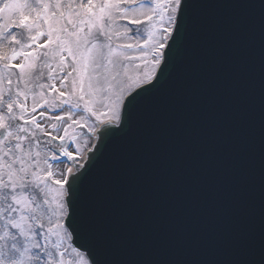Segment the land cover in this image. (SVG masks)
Instances as JSON below:
<instances>
[{"label":"snow or ice","instance_id":"snow-or-ice-1","mask_svg":"<svg viewBox=\"0 0 264 264\" xmlns=\"http://www.w3.org/2000/svg\"><path fill=\"white\" fill-rule=\"evenodd\" d=\"M0 19V264H264V0Z\"/></svg>","mask_w":264,"mask_h":264},{"label":"rangeland","instance_id":"rangeland-1","mask_svg":"<svg viewBox=\"0 0 264 264\" xmlns=\"http://www.w3.org/2000/svg\"><path fill=\"white\" fill-rule=\"evenodd\" d=\"M30 2H31V0H30ZM3 22H6L4 19H0V23H3ZM30 41V37H29V35H28V32L26 33V30H24L23 31V35H22V43H27V42H29ZM35 47V45H33V48ZM0 50H5L6 51V49H0ZM43 51H45V50H41V52H43ZM43 59V58H42ZM22 60H23V58L22 57H20L19 59H18V63L19 62H22ZM14 63H17V62H14ZM45 71V73H47V70L45 69L44 70ZM28 103L29 104H31V98H29V101H28ZM41 111H43V110H40V109H38L37 110V113H35L34 115H38L39 114V112H41ZM39 122H41V123H45V124H47V123H49L46 119H39L38 120ZM79 131H80V129H79ZM82 132V131H81ZM84 133V132H83ZM81 139H83V137L81 138ZM74 147V146H73Z\"/></svg>","mask_w":264,"mask_h":264},{"label":"water","instance_id":"water-1","mask_svg":"<svg viewBox=\"0 0 264 264\" xmlns=\"http://www.w3.org/2000/svg\"><path fill=\"white\" fill-rule=\"evenodd\" d=\"M78 243V242H77Z\"/></svg>","mask_w":264,"mask_h":264}]
</instances>
